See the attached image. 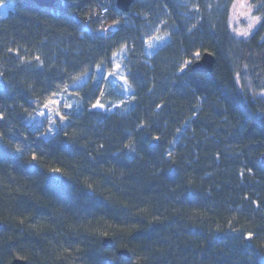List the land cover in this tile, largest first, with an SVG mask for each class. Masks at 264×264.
Listing matches in <instances>:
<instances>
[{"label":"trees","instance_id":"16d2710c","mask_svg":"<svg viewBox=\"0 0 264 264\" xmlns=\"http://www.w3.org/2000/svg\"><path fill=\"white\" fill-rule=\"evenodd\" d=\"M10 1L0 19V264H264V0H245L259 20L247 37L234 34L226 0L215 25L179 23L151 56L140 16L106 37L84 25L91 0ZM124 46L132 106L91 110L108 89L70 84ZM198 50L215 56L211 73L183 68ZM66 90L82 110L38 137L26 117Z\"/></svg>","mask_w":264,"mask_h":264},{"label":"rangeland","instance_id":"374dc122","mask_svg":"<svg viewBox=\"0 0 264 264\" xmlns=\"http://www.w3.org/2000/svg\"><path fill=\"white\" fill-rule=\"evenodd\" d=\"M103 1L110 3L108 20L110 22L109 30L111 31L123 26L132 27L134 26L133 19L137 16L142 17L145 23H142L139 27L136 26V28L141 33L144 53L147 56H151L170 43L172 32L176 30L179 23L185 25L188 31L202 28L203 26L212 27L215 25L213 24L214 20L218 21V18L214 19V15L222 14L226 10L227 4L226 0H143L142 2L139 1L138 4H133L128 13H123L114 7L116 0ZM147 5L151 6L150 10L149 8L147 9L149 14H143L142 9ZM15 6L16 3L10 0L1 2L0 19L10 14L15 9ZM90 7L93 8V6ZM229 12L230 23L235 35L247 37L258 27L259 20L251 15L250 6L245 0H235L229 5ZM153 13V19L147 20L151 19V14ZM89 24L90 22L87 20V27ZM241 33H245V35H241ZM154 37H159L160 40L157 42L153 39ZM149 41H152L153 47H149ZM132 50L133 48L129 46L120 48L106 62L96 66L71 83L69 89H75L88 83L93 85L101 84L105 89H108V91L104 90L102 100L111 97L113 94L121 95L122 99L110 106H108L109 102L103 104L101 100L92 105L90 109L104 113L116 110L127 112L134 102L132 89L127 81L129 74L127 61ZM201 55V51H196L192 59H187L183 62V68L185 69L191 65ZM38 60L36 58L31 60L30 63ZM109 91H112V94ZM262 96L264 97V93ZM99 105H103V107ZM81 110L82 105L74 92L71 90L61 91L51 96L34 112L28 114L26 124L32 130L40 131L38 137L50 139L69 121L73 114Z\"/></svg>","mask_w":264,"mask_h":264},{"label":"water","instance_id":"95a60500","mask_svg":"<svg viewBox=\"0 0 264 264\" xmlns=\"http://www.w3.org/2000/svg\"><path fill=\"white\" fill-rule=\"evenodd\" d=\"M37 5L41 7H53L55 6L60 0H31ZM117 1V8L122 12H129L131 6L134 4L136 0H116ZM215 56L211 52H205L201 55V57L195 60L191 64V68L193 71L199 73H211L214 70L215 66ZM264 163V157L262 158ZM103 244L105 246H110L112 244L111 238H105ZM119 254H122L126 257H130V253L128 250H119ZM9 264H27L26 259L16 257L14 258Z\"/></svg>","mask_w":264,"mask_h":264},{"label":"built area","instance_id":"2783aa9c","mask_svg":"<svg viewBox=\"0 0 264 264\" xmlns=\"http://www.w3.org/2000/svg\"><path fill=\"white\" fill-rule=\"evenodd\" d=\"M110 3H106L103 0H92L93 8L88 12L87 19L84 22V25L87 24V20L90 22L88 25L89 28L102 29L106 36H109L112 31L109 30L110 22L108 20V11L110 8ZM114 7L117 9V5L114 2ZM97 30V31H102ZM102 31V32H103Z\"/></svg>","mask_w":264,"mask_h":264},{"label":"snow or ice","instance_id":"6c2138e0","mask_svg":"<svg viewBox=\"0 0 264 264\" xmlns=\"http://www.w3.org/2000/svg\"><path fill=\"white\" fill-rule=\"evenodd\" d=\"M241 35H245V33H241ZM153 39L156 40L157 42L160 40L159 37H154ZM153 46L154 45H153L152 41H149V47H153ZM197 55H199V53H197ZM37 59H39V58L37 57ZM99 106L103 107V105H99ZM249 238H251V236H249Z\"/></svg>","mask_w":264,"mask_h":264},{"label":"flooded vegetation","instance_id":"af4514ba","mask_svg":"<svg viewBox=\"0 0 264 264\" xmlns=\"http://www.w3.org/2000/svg\"><path fill=\"white\" fill-rule=\"evenodd\" d=\"M136 1H139V0H136ZM136 1H135V2H136Z\"/></svg>","mask_w":264,"mask_h":264}]
</instances>
